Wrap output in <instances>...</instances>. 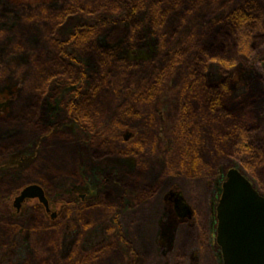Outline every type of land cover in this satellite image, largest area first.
I'll use <instances>...</instances> for the list:
<instances>
[{
  "label": "rangeland",
  "instance_id": "obj_1",
  "mask_svg": "<svg viewBox=\"0 0 264 264\" xmlns=\"http://www.w3.org/2000/svg\"><path fill=\"white\" fill-rule=\"evenodd\" d=\"M73 1L94 12L85 19L103 13L104 0ZM180 1L145 47L119 46L117 67L98 69V45L94 62L80 53L86 45L67 46L83 71L76 83L55 81L39 97L43 78L29 58L48 28L40 21L44 8L64 0H0V264H163L180 249L187 228L180 226L193 223L194 185L210 246L206 261L219 256L213 213L235 166L219 154V136L264 115V52L254 72L209 71L194 85L190 72L221 18L253 0ZM113 2L106 1L108 10ZM117 42L113 35L102 40L103 47ZM218 87L224 113L204 102ZM31 183L44 189L49 212L37 199L13 206Z\"/></svg>",
  "mask_w": 264,
  "mask_h": 264
},
{
  "label": "trees",
  "instance_id": "obj_2",
  "mask_svg": "<svg viewBox=\"0 0 264 264\" xmlns=\"http://www.w3.org/2000/svg\"><path fill=\"white\" fill-rule=\"evenodd\" d=\"M106 1L104 0L98 6L99 11L104 9L103 13H95L98 15L92 19H85V15L92 11L73 0H64V6L58 9H47V6L44 8L45 12L40 21L48 28L45 30L41 47L35 50L29 58L37 74H41L40 77L43 78L38 85L42 89L39 97H45L46 88L55 81V85L59 82H62V85L76 83L77 76L83 71L75 58L67 51V46L77 48L81 44L86 45L87 48L80 53L83 57L89 55L91 62L95 61L94 51H97L99 46V53L103 56L98 69L100 67L106 69L112 65V67H117L119 61L123 63L119 55V46L129 44L134 50L145 47V43L151 42L156 33L160 31V27L164 28L167 20L170 21V18L175 15L173 13L179 11L182 6L180 0H167V9L165 8L166 0H113V8L108 10ZM263 4V0L247 1L221 18V28L218 34L216 33L213 43L200 51L195 67L190 72L193 75L194 85L201 83V74L214 73L213 71L228 74L239 66L253 72L254 69H259L258 58L264 52ZM107 11L110 14L117 13V15L110 18ZM69 24H71V29L61 34ZM108 35H113L118 39L113 47H103L102 40ZM107 41L110 43L109 40ZM174 62L176 58L171 60V63ZM74 63L78 67L74 66ZM166 70L159 73V82L163 79ZM73 71L74 74H72ZM253 75L257 77V74ZM202 77L204 79V76ZM202 85H207L204 80ZM154 87L153 84L151 89ZM190 88L192 89L193 86ZM222 89L213 88L209 93V98L204 102L210 109L224 113L225 104L220 100ZM222 116L229 117L230 115L225 113ZM180 119L182 120V117ZM225 132L219 136V140L225 144L224 150L220 152L218 150L219 154L224 153L230 157L234 162V167L252 180L257 190L264 195V119L257 128L247 129L245 125L234 124ZM189 178L194 180L195 177ZM195 189L196 185L191 188L190 198L194 210L193 223L190 225L192 231L185 224L180 226L187 227L184 228L186 232L181 236L180 249L167 254L163 264H193L192 261L195 259L198 260V264H222L221 254L218 256L217 253L215 255L211 253L214 261L210 258V261H206V252L210 246L203 210L200 207L201 203H198L201 201L200 195ZM213 214L215 218V211Z\"/></svg>",
  "mask_w": 264,
  "mask_h": 264
},
{
  "label": "water",
  "instance_id": "obj_3",
  "mask_svg": "<svg viewBox=\"0 0 264 264\" xmlns=\"http://www.w3.org/2000/svg\"><path fill=\"white\" fill-rule=\"evenodd\" d=\"M26 199H37L49 211V201L40 185H26L13 199V206L19 210ZM215 218V242L222 264H264V196L236 167L226 171L221 183Z\"/></svg>",
  "mask_w": 264,
  "mask_h": 264
},
{
  "label": "flooded vegetation",
  "instance_id": "obj_4",
  "mask_svg": "<svg viewBox=\"0 0 264 264\" xmlns=\"http://www.w3.org/2000/svg\"><path fill=\"white\" fill-rule=\"evenodd\" d=\"M263 119H264V115H262L260 118H259V121H258V123H256V124H254V125H245L246 127H247V129H251V128H257V127H259L261 124H262V121H263ZM234 167V166H233ZM238 169V168H237ZM239 170V169H238ZM240 171V170H239ZM241 172V171H240ZM242 173V172H241ZM243 174V173H242ZM244 175V174H243ZM249 181H250V183L252 184V186L257 190V188H256V185L254 184V182L252 181V180H250L246 175H244ZM258 191V190H257ZM258 193L259 194H261L259 191H258ZM261 195H263V194H261ZM264 196V195H263ZM43 206V205H42ZM43 208H44V210L46 211V212H49V211H47L46 209H45V207L43 206Z\"/></svg>",
  "mask_w": 264,
  "mask_h": 264
}]
</instances>
